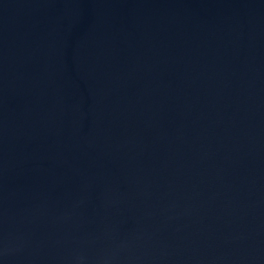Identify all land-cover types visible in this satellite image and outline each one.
<instances>
[{
	"label": "water",
	"instance_id": "water-1",
	"mask_svg": "<svg viewBox=\"0 0 264 264\" xmlns=\"http://www.w3.org/2000/svg\"><path fill=\"white\" fill-rule=\"evenodd\" d=\"M0 264H264V0H0Z\"/></svg>",
	"mask_w": 264,
	"mask_h": 264
}]
</instances>
